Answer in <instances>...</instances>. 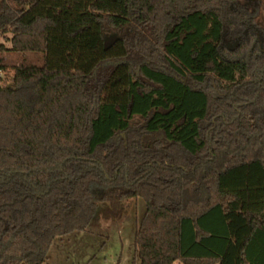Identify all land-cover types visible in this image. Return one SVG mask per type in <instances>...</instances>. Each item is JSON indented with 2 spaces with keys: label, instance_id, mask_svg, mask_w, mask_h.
Wrapping results in <instances>:
<instances>
[{
  "label": "trees",
  "instance_id": "16d2710c",
  "mask_svg": "<svg viewBox=\"0 0 264 264\" xmlns=\"http://www.w3.org/2000/svg\"><path fill=\"white\" fill-rule=\"evenodd\" d=\"M5 33L0 264L133 199L139 264H264V0H0Z\"/></svg>",
  "mask_w": 264,
  "mask_h": 264
},
{
  "label": "rangeland",
  "instance_id": "374dc122",
  "mask_svg": "<svg viewBox=\"0 0 264 264\" xmlns=\"http://www.w3.org/2000/svg\"><path fill=\"white\" fill-rule=\"evenodd\" d=\"M11 34H0V43L10 48ZM6 61L12 63L15 56L4 54ZM0 76L10 82L12 71L7 70ZM125 203L124 214L120 220L102 224L99 221V210L95 219L86 231L56 238L49 250L44 264H139L135 255V225L145 211L142 199ZM136 219V220H135ZM137 221V224H136ZM174 264H182L176 261Z\"/></svg>",
  "mask_w": 264,
  "mask_h": 264
},
{
  "label": "crops",
  "instance_id": "0c3cea01",
  "mask_svg": "<svg viewBox=\"0 0 264 264\" xmlns=\"http://www.w3.org/2000/svg\"><path fill=\"white\" fill-rule=\"evenodd\" d=\"M133 200H135V202H134V209H136V206H137V199H133ZM128 202V201H127ZM125 208V207H124ZM141 219V218H140ZM136 220V219H135ZM140 221V220H139ZM139 223V222H138ZM136 224H137V221H136ZM137 227V225H135V228ZM50 250V249H49ZM48 253H49V251H48ZM48 253H47V256H46V259H45V261H47V259H48ZM45 263V262H44ZM43 263V264H44Z\"/></svg>",
  "mask_w": 264,
  "mask_h": 264
},
{
  "label": "flooded vegetation",
  "instance_id": "af4514ba",
  "mask_svg": "<svg viewBox=\"0 0 264 264\" xmlns=\"http://www.w3.org/2000/svg\"><path fill=\"white\" fill-rule=\"evenodd\" d=\"M259 46H260V44H259Z\"/></svg>",
  "mask_w": 264,
  "mask_h": 264
}]
</instances>
